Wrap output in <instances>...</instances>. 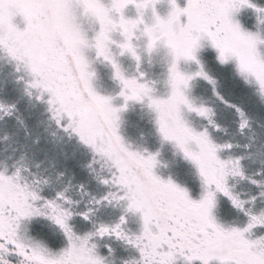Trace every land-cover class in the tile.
I'll return each instance as SVG.
<instances>
[{
  "label": "snow or ice",
  "instance_id": "snow-or-ice-1",
  "mask_svg": "<svg viewBox=\"0 0 264 264\" xmlns=\"http://www.w3.org/2000/svg\"><path fill=\"white\" fill-rule=\"evenodd\" d=\"M0 264H264V0H0Z\"/></svg>",
  "mask_w": 264,
  "mask_h": 264
}]
</instances>
